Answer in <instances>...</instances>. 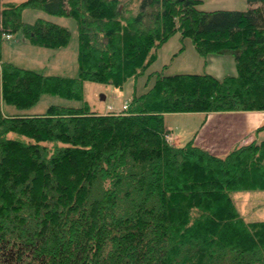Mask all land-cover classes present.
<instances>
[{"label":"trees","instance_id":"obj_1","mask_svg":"<svg viewBox=\"0 0 264 264\" xmlns=\"http://www.w3.org/2000/svg\"><path fill=\"white\" fill-rule=\"evenodd\" d=\"M204 11L201 0H0V264H264V221H245L238 192L264 191V141L224 156L165 140L166 114L264 112V0ZM25 10L75 21L77 77L3 61V35L66 48L70 31ZM199 57L232 56L235 75H147L173 36ZM146 75L126 111L83 101L85 82L122 90ZM264 130V125L257 133Z\"/></svg>","mask_w":264,"mask_h":264},{"label":"rangeland","instance_id":"obj_2","mask_svg":"<svg viewBox=\"0 0 264 264\" xmlns=\"http://www.w3.org/2000/svg\"><path fill=\"white\" fill-rule=\"evenodd\" d=\"M10 1L14 3L21 2V0H10ZM201 1L202 4L200 5V9L204 11H212V10L217 11V9L226 10V11L228 10L239 11L244 8V3H246V0L245 2L244 0H201ZM38 19H43L67 28L71 33V39L69 45L66 48L59 50H48V49L38 48L30 45L19 32L10 33L8 35L7 34L3 35V39H4L3 51H2L3 60L19 68L31 70L44 75L76 78L78 40H77L75 21L68 18L49 16L43 12L33 11V10H25L22 14V21L27 24H32ZM23 40L26 42H24ZM183 41H185L184 44ZM183 41L180 40L179 35H175L171 39H169L159 49L157 55V61L147 70V75L153 72H160L163 70L164 67L169 65L171 66L169 68L166 67V70H164L165 75L205 73L202 71L203 70L201 65L202 62H200L201 64H198V61L194 60V56L192 54H189V50L182 57L177 58L175 61H171V59L175 56V54H178V52L181 53L185 50L184 47L186 45H188V47H186L187 49L190 48L189 47L190 45H192L194 49V46L189 39H184ZM193 51L198 56L195 49ZM200 58L203 59V61L210 60L211 58L233 59L232 56H225V57L209 56L205 59L202 57ZM226 66L227 65L225 64L224 67L226 68ZM226 74L229 75L228 69H226ZM145 85H146V75L143 76V78H140L138 81H135L133 79L128 80L124 84L122 90H116L111 86L85 82L83 84V91H82L83 101L80 102L69 101L62 99L60 97L45 95L42 96L39 102L31 109L17 110L12 106H7L3 104L2 112L5 116L41 115L44 114L50 106L79 108L83 105V103H87L88 106L90 107L91 112L93 113L100 115L112 113L118 115L120 112H123L122 110L126 105V103L129 104V100L126 99H128L129 97L131 98L134 92V87L137 93H141L143 92V87ZM102 97L104 98V100L102 99ZM259 113L264 114V112H259ZM193 114H198V113H193ZM169 115L170 116H167V124L173 127V136L180 138L181 137L180 130H183V128L179 123H182V120L176 118L177 116H179L178 114H169ZM174 128H178V129H174ZM259 137L261 139H264V130L261 132ZM165 140L172 146L182 147L185 145V144L183 145V143L180 145H175L173 143L174 139L172 138V135H169V133L165 135ZM232 197L236 209L238 210L239 214H241L242 218L245 221L247 222L264 221V191L238 192V193H234Z\"/></svg>","mask_w":264,"mask_h":264},{"label":"crops","instance_id":"obj_3","mask_svg":"<svg viewBox=\"0 0 264 264\" xmlns=\"http://www.w3.org/2000/svg\"><path fill=\"white\" fill-rule=\"evenodd\" d=\"M247 9L248 6L244 3V8L239 11H246ZM184 42L185 41H183V44ZM186 47H188V45L184 47L185 50L183 52L175 54L171 61H175L177 58L182 57L189 50V54L194 56V60L198 61V64H201L200 62H202V71L206 74L219 79L224 76H228L226 74V69H228L229 75L235 74L234 60L228 59L230 57L227 59L211 58L210 60L203 61V59L195 54L192 45H190V48L188 49ZM225 64L227 65L226 68L224 67ZM170 66L171 65L166 67L169 68ZM129 99L130 97L126 100ZM178 115L179 116L176 118L182 120V123L179 124L184 130H180V138L173 136V127L167 124V116L170 115L167 114L164 116L165 129L169 135H172V138L174 139L173 143L175 145H180L182 143L184 145L188 142H193L194 145L212 155L224 156L235 147H240L251 142L264 141V139L259 137L262 131L257 133V130L264 124V114L259 112L198 113Z\"/></svg>","mask_w":264,"mask_h":264},{"label":"built area","instance_id":"obj_4","mask_svg":"<svg viewBox=\"0 0 264 264\" xmlns=\"http://www.w3.org/2000/svg\"><path fill=\"white\" fill-rule=\"evenodd\" d=\"M126 104H127V103H126ZM126 108H127V107H126V105H125L122 111H126ZM110 109H111V108H110Z\"/></svg>","mask_w":264,"mask_h":264},{"label":"bare ground","instance_id":"obj_5","mask_svg":"<svg viewBox=\"0 0 264 264\" xmlns=\"http://www.w3.org/2000/svg\"><path fill=\"white\" fill-rule=\"evenodd\" d=\"M128 106H129V104H126V107H127L126 110L128 109Z\"/></svg>","mask_w":264,"mask_h":264},{"label":"water","instance_id":"obj_6","mask_svg":"<svg viewBox=\"0 0 264 264\" xmlns=\"http://www.w3.org/2000/svg\"><path fill=\"white\" fill-rule=\"evenodd\" d=\"M102 99L104 100V98L102 97Z\"/></svg>","mask_w":264,"mask_h":264}]
</instances>
